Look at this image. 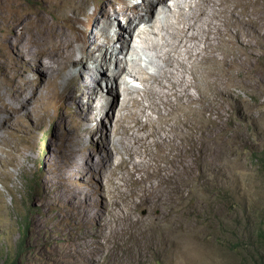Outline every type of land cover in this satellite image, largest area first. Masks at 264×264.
Returning <instances> with one entry per match:
<instances>
[{
	"label": "rangeland",
	"instance_id": "rangeland-1",
	"mask_svg": "<svg viewBox=\"0 0 264 264\" xmlns=\"http://www.w3.org/2000/svg\"><path fill=\"white\" fill-rule=\"evenodd\" d=\"M80 1L0 0V263L250 264L245 249L264 253L258 237L264 228V30L251 46L256 71L250 61L245 74L203 62L207 76L200 57L189 60L184 47L171 51L169 45L192 24L198 0L154 6V0ZM259 3L264 7V0ZM211 9L188 34L202 36ZM134 11H149V21L129 19ZM118 31L126 43L107 41ZM194 43L204 46L188 42L193 52ZM220 44L229 58L239 53ZM65 51L75 53V60L60 72L53 92L48 78ZM118 66L124 73L113 78ZM82 74L87 84L100 85L101 96L92 103L82 93ZM153 76L183 85L195 79L202 88L215 83L220 91L209 93L210 106L222 121L195 122V115H208L201 102L160 120L150 109L162 94L148 93L160 90ZM136 119L153 123L147 153L138 142L146 132L135 130ZM153 139H160V148ZM182 144L194 155L192 169L171 159ZM76 155L87 160V168H72ZM121 159L126 164L117 166ZM156 162L166 168L162 179L152 173Z\"/></svg>",
	"mask_w": 264,
	"mask_h": 264
},
{
	"label": "bare ground",
	"instance_id": "bare-ground-1",
	"mask_svg": "<svg viewBox=\"0 0 264 264\" xmlns=\"http://www.w3.org/2000/svg\"><path fill=\"white\" fill-rule=\"evenodd\" d=\"M72 1V0H70ZM76 2V0H74ZM83 1V0H81ZM80 1V2H81ZM91 1V0H90ZM93 1V0H92ZM97 0H94V2H96ZM166 0H154L152 6H154L155 4H158V5H161V4H164ZM178 1V0H177ZM85 2V1H84ZM83 2V3H84ZM87 2V0H86ZM89 2V0H88ZM179 2V1H178ZM185 2V0H184ZM72 3V2H70ZM77 3V2H76ZM92 3V2H91ZM180 3V2H179ZM73 5H75V3H72ZM80 4V3H78ZM194 5V9L196 11L195 14H193L191 16V21L192 24H188L187 28L185 27H182L178 30V37H176L177 39V42L173 45L172 44H169L171 45L170 48L172 49L171 51L175 50L178 48V47H184V50H186L187 52V55H188V58L189 60L190 59H193V60H197L199 59L200 57V62H201V65L202 63L206 62V63H212V64H217V63H224L225 64V68L222 69L223 71L222 72H225L227 71L228 69L230 68H238L239 71H242L243 73L245 72L243 67H244V63L247 62V61H250L249 63V68L251 70H255L258 68V59H257V56L255 54V52L251 49L252 47L251 46H255L256 48V43L258 42L256 38V35L259 31H261L260 29L264 30V19L262 20L261 19V16L264 15V7L259 3V0H198L196 4H193ZM211 6V10H212V13L211 15H209V19H207V27L202 29V35L201 37H199L198 35H195L193 33L191 34H188V31L189 29H192L194 28V26L196 25H199L201 26L204 21V17L206 16L207 17V13H205L206 10H204L206 7H210ZM206 6V7H204ZM209 10V9H208ZM210 10V11H211ZM191 12V11H190ZM192 13V12H191ZM110 14V13H109ZM127 14V13H126ZM128 15H131V16H128L129 19L131 18H135L136 20L138 21H142L143 22H148L149 21V15H150V12L149 11H146L145 13H140V12H137V11H134L132 14H128ZM204 18V19H203ZM203 20V21H202ZM212 20H218L220 22L218 23H213ZM205 23V22H204ZM131 26L132 25H129L128 26V30L131 29ZM198 26V27H199ZM198 29V28H197ZM201 32H198V33H201ZM190 33V31H189ZM197 33V34H198ZM215 36L216 40L217 41V44H214L212 43L213 40L211 39V36L212 35ZM248 36H251L254 40V43L253 44H250L248 43L247 41V37ZM174 37V36H173ZM76 38V36H75ZM74 38V39H75ZM114 38V39H113ZM214 38V37H213ZM214 38V39H215ZM65 41H67L66 39H64ZM63 40V41H64ZM78 40V38H77ZM107 40V39H106ZM118 41L119 43H121L123 40L124 43H126V40H124L122 37H121V31H118L117 34L114 35V37L109 38L107 41ZM173 40V39H172ZM212 40V41H211ZM251 40V41H252ZM69 41V40H68ZM74 41V40H73ZM175 41V40H174ZM173 41V42H174ZM196 42V41H201L203 42L204 46H202V48H199L197 43L194 45L195 46V49L197 51L193 52V50L190 49V47L187 45L188 42ZM215 41V40H214ZM61 42V44L63 43L62 41H59ZM71 42V41H70ZM69 42V43H70ZM77 42V41H76ZM67 43V42H66ZM220 43H223V44H228V45H233L234 47H237L238 49V52L234 59L232 58H229V50L227 49H222L221 48V44ZM60 44V45H61ZM200 44V43H199ZM122 45V44H121ZM202 45V44H201ZM200 45V46H201ZM224 45V47H228ZM167 46V50L168 49V45ZM232 46V47H233ZM231 47V46H230ZM248 47L250 48L249 50ZM67 48V46H66ZM65 48V49H66ZM126 47H124V49H122L123 51L125 50ZM183 49V48H182ZM194 49V50H195ZM135 50V49H134ZM231 50V49H230ZM256 50V49H255ZM179 51V49H178ZM177 51V52H178ZM216 51H221V54H222V57H221V54H220V58H217V56L219 57L218 53L215 55V52ZM233 51V50H232ZM180 52V51H179ZM257 52V51H256ZM168 53V51H167ZM172 53V52H171ZM175 53V52H174ZM136 54V53H135ZM170 54V53H169ZM235 54V53H234ZM122 55V53H121ZM172 55V54H171ZM180 55V54H179ZM125 56V55H124ZM167 56V55H166ZM173 56V55H172ZM259 56V55H258ZM125 57L122 56V58H118L116 59V61H121V59H123ZM259 58V57H258ZM168 59L167 58V63L168 62ZM171 59V58H170ZM74 60H75V53L73 52H69V51H65L63 52L62 54H60V59L58 60V63H60V68L58 69V71L56 73H52V75L48 78L49 79V85H50V90L51 91H55V89L57 88V84H58V75L60 74V72L65 69L70 63H74ZM91 58H87L85 60V63H88L90 62ZM175 59H173L174 61ZM170 61V60H169ZM192 61V60H191ZM198 61V60H197ZM196 61V62H197ZM195 62V64H197ZM191 63V62H190ZM171 65V63H169ZM194 64V62H193ZM121 65V64H120ZM174 65V64H173ZM205 65V64H204ZM169 66V65H168ZM183 66H185L186 68V65L184 64ZM182 66V67H183ZM203 66V65H202ZM206 66V65H205ZM203 66V73L204 74H207V76L210 74V71H208V67H205ZM222 66V65H221ZM260 66V65H259ZM171 67V66H169ZM168 67V68H169ZM197 66H195L196 68ZM123 68L124 66H118L116 68V70L114 71V74H113V78H116L117 76H120L122 75L124 72H123ZM167 68V70H168ZM175 68V67H174ZM184 68V67H183ZM192 73L194 74V77H191V78H195L196 77V74H195V70L194 67H192ZM200 68V67H199ZM233 68V69H234ZM246 68V67H245ZM170 69V68H169ZM189 69V68H188ZM191 69V67H190ZM210 69V67H209ZM220 69V70H221ZM81 70V68H80ZM211 70V69H210ZM215 70V69H213ZM186 71V70H185ZM201 71V70H199ZM250 71V70H249ZM189 72V71H188ZM220 71V74L222 73ZM168 73V72H166ZM179 73V71L177 72ZM186 73V72H185ZM199 73H202V72H199ZM219 73V72H217ZM228 73V72H227ZM236 73V72H235ZM248 73V70L247 72ZM250 73V72H249ZM164 74V73H162ZM171 74V73H170ZM168 74V75H170ZM182 74V73H181ZM198 74V73H197ZM203 74V76H204ZM239 74V73H238ZM245 74V73H244ZM172 75V74H171ZM183 75V74H182ZM187 75V74H186ZM185 75V76H186ZM192 75V74H191ZM199 75V74H198ZM197 75V76H198ZM212 75V74H211ZM215 75V74H214ZM219 75V74H218ZM231 75V74H230ZM235 75V74H234ZM247 75V74H246ZM245 75V76H246ZM173 76V75H172ZM184 76V77H185ZM200 76V75H199ZM202 76V75H201ZM200 76V77H201ZM202 76V77H203ZM210 76V75H209ZM216 76V75H215ZM220 76V75H219ZM222 76H225L223 75L222 73ZM154 77V76H153ZM162 77V76H161ZM164 77V76H163ZM213 77V75H212ZM230 77V76H229ZM160 78V77H159ZM156 77H154V82H156V86H159L160 90L159 92H153L152 90L148 89V93L150 95H153V97L155 95H159L160 93L161 96H157L158 99H160V101L157 99V103L155 102V100L153 99L152 96V99L151 102H150V106L151 108L150 109H153V111H156L158 113V117L160 118V120H167L172 116L173 112L177 109H182L184 108L185 106H190L192 105L193 103L195 102H201L205 105V111L208 112V115H200L199 117L195 115L196 119H195V122H199L200 121H203V122H209L212 120V119H216V120H221L222 121V118L220 117V112L214 107V104L212 102V109H211V106H210V97H209V93L212 92L213 90L217 93L220 91V88L214 83H211V82H206L204 84V88H202V86H199L197 85V82L194 81H190L188 84L186 85H183L181 82H176L177 80L176 79H172L174 81H171L170 78H166V82L167 83H163V81L161 79H159ZM163 78V79H164ZM182 77H180L181 79ZM199 78V77H198ZM209 78V77H207ZM211 78V77H210ZM80 79H82V87L83 89H81L83 92V95H85V98L88 99V102L89 103H92L96 100L97 97H100V92H99V88H100V85H89L86 83L85 81V75H81L80 76ZM176 80V81H175ZM187 80V78H186ZM200 80V79H199ZM215 80V79H214ZM162 81V82H161ZM204 81L205 78H204ZM209 81V80H208ZM211 81H212V78H211ZM165 82V80H164ZM185 82V80H184ZM186 83V82H185ZM184 83V84H185ZM199 83V82H198ZM115 85V89L117 91V82L114 83ZM190 87H193V89L195 88L198 92V94L200 93L201 96L200 98H196L195 96L197 94L192 95V93L189 92V88ZM192 89V88H190ZM195 90V91H196ZM50 91V92H51ZM191 91V90H190ZM200 91V92H199ZM213 91V92H214ZM80 92V91H79ZM81 93V94H82ZM51 95V94H50ZM198 96V95H197ZM12 97V96H11ZM18 97V96H16ZM20 98V97H19ZM23 98V97H22ZM212 98V97H211ZM1 99H3V97L1 96L0 94V104L1 105H5V101H1ZM15 99V98H13ZM156 99V98H155ZM130 100V99H129ZM159 101V102H158ZM133 102V101H132ZM138 102V101H137ZM136 103V102H135ZM138 104V103H137ZM141 105V104H140ZM160 105L163 106L165 108V111L166 113H163L161 112L162 110L160 109ZM90 105L86 106V110H90ZM142 110V109H141ZM87 112V111H86ZM143 112V111H142ZM177 112V111H175ZM174 112V113H175ZM180 112V111H179ZM85 113V112H84ZM182 113V112H181ZM212 113H217V116H214L212 117ZM177 114V113H176ZM175 115V114H174ZM128 116V114H125L124 115V119H126V117ZM136 116V115H135ZM183 116V115H182ZM185 116V115H184ZM59 117V116H58ZM181 117V116H180ZM191 117V116H190ZM137 118V117H136ZM158 118V119H159ZM176 122L178 123H189V121L191 120H182V119H178V118H175ZM184 119V118H183ZM189 119V118H188ZM193 119V118H192ZM159 120V121H160ZM194 120V119H193ZM224 120V119H223ZM158 121V120H157ZM171 121V119H170ZM226 121H228V118H226ZM225 121V122H226ZM162 122V121H161ZM164 122V121H163ZM162 122V123H163ZM166 122V121H165ZM217 122V121H216ZM133 123L134 126H136V131H141L143 130L145 133V136L144 137H139L138 138V142L140 144V148L142 146L141 149H143L142 152L144 153H147L149 151L148 149V142H146V140H148L150 137L152 138L153 135L155 134L154 131H150L151 129L149 128V125L150 123H152L151 120H147L145 122H141L139 119H136V121H134ZM159 123V122H158ZM174 123V122H173ZM221 123V122H220ZM153 124V123H152ZM167 124V123H166ZM133 126V125H132ZM158 126V124H157ZM174 126V125H173ZM3 127V124L2 126H0V128ZM169 127V126H168ZM175 127V126H174ZM128 128V127H127ZM130 128V127H129ZM128 128V129H129ZM159 128H157L158 130ZM163 129V128H162ZM166 129V128H164ZM168 129V128H167ZM171 129V128H170ZM173 129V128H172ZM127 130V129H126ZM192 130V129H191ZM163 131V130H161ZM168 131V130H167ZM174 131V130H172ZM176 131V130H175ZM170 132V130H169ZM138 133V132H137ZM141 133V132H140ZM163 133V132H162ZM173 133V132H172ZM164 134V133H163ZM162 134V136H163ZM171 135V134H170ZM157 136V135H156ZM176 136V135H175ZM168 137V136H167ZM155 138V137H154ZM161 138V137H160ZM163 138V137H162ZM171 138V137H170ZM175 138V137H174ZM168 139V138H167ZM166 139V140H167ZM160 140V139H159ZM159 140H155L153 139V145L156 146L157 148H160L161 145H162V142L159 141ZM165 140V138H164ZM174 140V139H173ZM176 141V140H175ZM173 142V141H172ZM179 142H181L179 140ZM147 143V145H146ZM167 143V142H166ZM165 143V144H166ZM171 144V143H170ZM177 144V143H176ZM175 144V145H176ZM167 145V144H166ZM181 145V144H180ZM170 146V145H168ZM156 148V149H157ZM165 148V147H163ZM158 150V149H157ZM161 152V150H160ZM170 153V152H169ZM126 154L128 155V157H131V152L129 150H127ZM109 155V154H108ZM107 156V155H106ZM164 156V155H163ZM168 156V155H167ZM186 157H188L186 159ZM193 157L194 155L185 147V145L182 144V146H176L175 147V150L173 152V160H177L181 165H183L186 169L187 168H194L192 162H193ZM81 159V158H80ZM84 160V161H83ZM165 160V159H164ZM168 160V159H167ZM87 160L85 159H82V161H79L78 160V157L77 155L74 157L73 159V162H72V168H81V167H84L87 168ZM126 161L127 159H121V161L117 164V166L119 164H126ZM166 161V160H165ZM183 163V164H182ZM126 166V165H125ZM165 166V165H164ZM166 168L162 167L160 165V163L156 162L155 165H154V168H153V171L152 173H155L158 175L157 178L159 179H162L164 178L166 175H167V171L165 170ZM129 172L133 173L135 171V167H131L129 170ZM77 214V213H76ZM75 215L72 214L71 216L73 217ZM81 219V218H79ZM78 219V220H79ZM79 222V221H78ZM76 223V222H75ZM81 223V222H80ZM34 229H38L39 226L38 225H34L33 226Z\"/></svg>",
	"mask_w": 264,
	"mask_h": 264
},
{
	"label": "trees",
	"instance_id": "trees-1",
	"mask_svg": "<svg viewBox=\"0 0 264 264\" xmlns=\"http://www.w3.org/2000/svg\"><path fill=\"white\" fill-rule=\"evenodd\" d=\"M263 155V164H264V151L262 152ZM258 237H260V239H264V228L259 229L258 232ZM256 250L254 249H245L247 250L248 254L247 257H249V259L251 260L250 264H264V253H260L257 249L258 247H255ZM3 264V263H0Z\"/></svg>",
	"mask_w": 264,
	"mask_h": 264
}]
</instances>
